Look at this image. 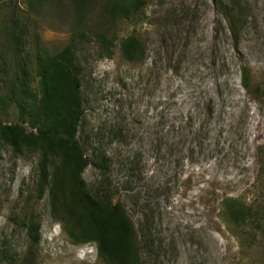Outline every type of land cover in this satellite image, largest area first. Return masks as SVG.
Wrapping results in <instances>:
<instances>
[{
	"label": "rangeland",
	"instance_id": "rangeland-1",
	"mask_svg": "<svg viewBox=\"0 0 264 264\" xmlns=\"http://www.w3.org/2000/svg\"><path fill=\"white\" fill-rule=\"evenodd\" d=\"M69 1L0 0V55L12 29L38 96V56L73 48L85 193L124 211L140 264H264V0H125L134 7L120 18L98 0L78 22ZM128 37L141 46L136 60L121 52ZM0 122L39 127L1 104ZM63 177L57 158L42 164L37 150L0 140V264H105L53 215ZM225 198L250 217L228 223Z\"/></svg>",
	"mask_w": 264,
	"mask_h": 264
},
{
	"label": "trees",
	"instance_id": "trees-1",
	"mask_svg": "<svg viewBox=\"0 0 264 264\" xmlns=\"http://www.w3.org/2000/svg\"><path fill=\"white\" fill-rule=\"evenodd\" d=\"M211 1L215 6L221 4V0ZM97 2L70 0L69 7L78 22L84 20ZM131 7L134 6L125 0H107L101 11L109 12L108 16L112 18H120L126 16ZM6 32V58L0 55V89L4 90L0 95V104L6 108L15 107L20 122L25 115L30 124L38 120L39 127L34 132H27L18 122H0V140L15 152L37 150L42 164L48 158H57L64 173L62 180L66 194H62L61 200H58V194H52L53 215L58 217L62 214L64 222L76 227L81 242L96 244L98 255L105 264H140L137 235L130 219L118 205L90 198L79 178L88 162L83 158L75 138L82 117V99L73 48L67 46L55 55L42 53L38 56L36 75L41 91L34 96L29 83L30 72L18 52L22 39L12 29ZM99 38L101 44L107 47L106 36L102 33ZM120 48L128 60L142 56L141 46L133 37L122 40ZM242 87L250 90L245 73ZM253 94L258 95L259 89L254 88ZM58 203L61 205L58 206ZM222 207L223 216L230 224L238 225L250 217V208L236 199L225 198ZM27 232L30 248H35L38 244V224L30 221Z\"/></svg>",
	"mask_w": 264,
	"mask_h": 264
}]
</instances>
